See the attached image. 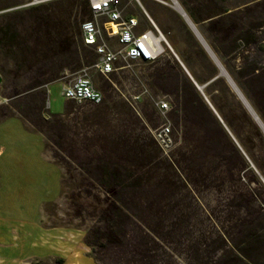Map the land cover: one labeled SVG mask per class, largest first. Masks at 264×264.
<instances>
[{"label":"rangeland","instance_id":"rangeland-1","mask_svg":"<svg viewBox=\"0 0 264 264\" xmlns=\"http://www.w3.org/2000/svg\"><path fill=\"white\" fill-rule=\"evenodd\" d=\"M58 1L0 0V123L11 118L25 121L30 130L44 136L46 154L63 170L62 187L59 179L49 177L41 188L45 195L60 197L46 206L48 226L83 233L85 256L95 264H237L230 248L238 250L243 244L254 264H264V177L260 167L264 147L245 105L241 103L246 116L224 100L225 113L234 118L233 130L228 128L204 94V86L198 85L202 91L196 87L203 104L183 75L173 69L171 52L166 53L170 50L156 29L148 31L160 39L157 61L121 60L113 74L103 76L93 66L97 60L94 49L82 43L79 22L97 20L102 41L117 49L118 39L107 32L108 19L64 13L63 7H69L66 3L49 7L47 19L42 21L36 7ZM119 1L122 18L133 13L139 22L150 23L144 4L165 30H183L171 0ZM186 2L199 10L206 23L212 18L210 13L225 9L232 13L231 18L200 26L213 31L212 38L219 44H224L228 28L231 43L243 27L260 32L258 42L264 45V0ZM143 28L141 24L136 33ZM179 39L187 40L184 33ZM238 44L240 48L225 61L235 76L241 77L249 103L264 117V71L261 78L250 69L238 74L246 58L264 65V50L246 41ZM193 66L207 75L197 58H193ZM84 70L103 95L99 106L67 101L62 94L63 83H70ZM162 99L170 106L165 117L157 106ZM209 109L235 142L244 166ZM164 124H169L174 140L167 153L154 137ZM14 131L11 126L6 133L12 136ZM236 133L245 143L250 141L249 152L242 149ZM98 165L120 171L126 188L119 199L131 212L125 232L119 233L122 243L92 251L86 241L95 225L89 216L93 210L88 208L78 217L69 197L78 193L79 187L98 194ZM0 198L4 200L1 205L13 207L11 199ZM88 203L94 204L93 197ZM218 256L225 259L216 263ZM59 260L40 259L32 264H65Z\"/></svg>","mask_w":264,"mask_h":264},{"label":"crops","instance_id":"crops-1","mask_svg":"<svg viewBox=\"0 0 264 264\" xmlns=\"http://www.w3.org/2000/svg\"><path fill=\"white\" fill-rule=\"evenodd\" d=\"M143 9L152 28L163 35V41L170 50L166 53L171 52L170 60L174 65L178 64L197 87L181 56L186 50V40L179 39L180 33H184L188 39V32L197 38L195 33L180 13L176 21L180 22L183 30L164 32L160 29L163 22L159 18L154 20L146 8ZM252 108L261 119L260 114ZM11 126L15 128L12 136L6 133ZM49 177L55 181L59 179L62 187L63 170L46 154L44 136L30 130L20 118L0 123V197L6 196L13 202L12 207L10 204L1 205L4 200H0V264H32L35 260L57 258L64 260L65 264H95L85 256L87 249L83 243V233L48 226L46 206L60 199L41 191L46 179L50 181ZM11 189L15 191L13 194L5 191Z\"/></svg>","mask_w":264,"mask_h":264},{"label":"trees","instance_id":"trees-1","mask_svg":"<svg viewBox=\"0 0 264 264\" xmlns=\"http://www.w3.org/2000/svg\"><path fill=\"white\" fill-rule=\"evenodd\" d=\"M181 6L184 8L188 16L191 18V20L196 24L198 27L200 33L212 49V51L215 53V55L218 57L224 68L227 70V72L230 74L232 79L235 81L239 89L244 93L243 91L244 83L241 81V77L235 76L233 71H231V67H229L228 61H225L226 57H229L230 54H233L236 52L237 48H240L241 45L238 44V41H241L242 43L250 42L251 44L254 45H259V49L264 50V45L259 44L258 39L260 32H255L251 31L250 29L245 30L243 27H241L239 32V36L237 38L235 37V41L230 43L229 37H231V31L229 28L224 32V44L221 43L219 44L215 39L212 38V33L209 28L208 29H201L207 25H213L215 22L220 20L221 18H231L233 15L232 13H229V10L223 9L224 11L220 12L219 14L216 13H210L209 16L212 18L208 19V22L206 23V18H203L202 15H200L199 10L191 7L186 0H178ZM212 0H210L211 2ZM66 3H69V7H63L64 8V13H70L72 15L73 13H76L75 15L78 16L81 14V16H85L86 14H92V8H91V3L90 0H60L56 3H50V4H42L38 7H36V10L40 11L41 20L46 21L47 17L46 14L48 12L49 7H52L54 5H64ZM143 3V2H142ZM144 5V4H143ZM150 16L154 20H158L152 13L151 9L147 6L144 5ZM76 10V11H75ZM213 15V16H212ZM135 15L129 14L127 17L124 18V20H127L128 18L134 17ZM221 16L218 19H215L214 17ZM214 18V19H213ZM86 22H79V27L81 26V35H82V43L85 47L89 49H94L90 48L85 45L84 43V37H83V31H82V24ZM81 24V25H80ZM142 26L144 28L142 29V32L138 33H144L148 30H152V26L148 21L145 23L139 22V26L136 29V31ZM78 25V21H77ZM160 29L162 31H166L163 26H160ZM189 36L188 39L185 41L184 44H186V50L184 53L181 54L182 59L184 60V63L186 64L188 70L194 77L196 83L198 85L204 86L203 92L212 104L213 108L216 110L218 113L219 117L221 118L220 120L223 121L228 128L232 129L234 128V118L232 119L229 115L225 113V105L224 100H229L231 101L232 104H235L239 109L243 111V114L246 116V112L244 110V107L242 106V102L239 99L238 101V96L235 94L233 91L232 87L229 85L227 79L225 77H218L220 74V69L217 67L215 62L212 60L204 46L200 43V41L191 33L188 32ZM245 35V36H244ZM226 42V43H225ZM95 51V49H94ZM96 62L93 63V66H95L98 61H99V56L96 54ZM193 58H197L201 62V69L203 67V70H208V73L206 75L205 72L199 71V69H196L193 66ZM245 59V58H244ZM78 60V59H77ZM80 61V60H79ZM157 61V60H156ZM147 63H154V62H149L146 61ZM200 67V66H199ZM175 70L179 71L181 75L185 78L187 84L193 90L195 91V94L197 97L202 102V97L199 94L198 89L196 86L190 81L189 78L186 77L184 72L182 71V68L176 64L174 66ZM245 69H250L254 73L255 77L261 78V74L264 71V65H259L257 61H251L249 62V59H245L242 66L238 69V74L243 73ZM218 77V78H217ZM204 104V102H202ZM209 112L211 115L215 118V121L217 125H219V130L221 129V134L222 136L227 139V144L233 149L234 153L237 154V157L241 160V164L244 166V159H242V155L238 151L235 142L233 140L230 141L228 134L225 132L224 128L222 127V124L219 119L212 113V111ZM218 117V118H219ZM262 121L264 122V117L261 116ZM254 120V118H253ZM255 121V120H254ZM256 122V121H255ZM218 127V126H217ZM256 131L258 132L259 140L263 144L264 147V133L259 127V125L256 123ZM237 136V141L240 143V146L244 151L249 152V148L247 144H250V141H247L246 143L244 142L243 138L241 139L240 135L236 133ZM208 142V141H207ZM237 143V142H236ZM237 143V144H238ZM207 144V143H206ZM208 147L210 146L207 144ZM254 146V145H253ZM252 146V147H253ZM262 160H261V169L263 170L262 175L264 177V150H263V155H262ZM59 165L58 163H56ZM246 164V163H245ZM60 166V165H59ZM97 171V176L98 179H96V185L99 190H97L98 194L94 195L90 189L84 188V187H79V192L78 193H72L71 197H69V200H71V204L77 209L76 210V215L78 217H83L84 213L87 212L88 208H92L93 214L91 218L95 219V225L90 229L89 235L87 237V245L94 251L97 247H107L109 244H121L122 239L120 238L119 233L125 232L124 227H125V222L127 219H129V213L131 212L129 209L130 207L128 205H125L121 203L120 201V196L124 191V188L126 186L124 185L125 180L122 177V174L120 171L116 168H109L106 165H98L96 167ZM90 175L94 176V173H90ZM96 176V175H95ZM94 180V179H93ZM94 188V187H93ZM103 197V199L101 197ZM90 197H93L94 199V204L93 203H88V200ZM99 223V225H98ZM101 223L104 224V227H101ZM245 231H241L240 233H244ZM146 235V233H145ZM144 238V236L142 237ZM143 242L139 243L142 244ZM247 245H242L240 249H236L235 247L231 246V251H233V258L237 264H254L253 261H251L249 255H247L246 252V247ZM225 258H221V256H218L216 258V263L219 261H223ZM59 263H63L62 260L58 261Z\"/></svg>","mask_w":264,"mask_h":264},{"label":"built area","instance_id":"built-area-1","mask_svg":"<svg viewBox=\"0 0 264 264\" xmlns=\"http://www.w3.org/2000/svg\"><path fill=\"white\" fill-rule=\"evenodd\" d=\"M90 3L96 18L106 17L108 19L107 32L110 37H116L119 44L117 49H113L102 41V28L97 20H88L82 24L84 43L95 49L99 56L95 68L103 76L113 74L116 71V63L121 60L154 62L159 58L160 49L158 45L156 46V37L152 31L136 33L139 26L138 19L131 17L124 20L119 10V0H90ZM62 94L67 101L80 104L88 103L99 106L103 103V95L95 89L86 70L76 75L70 83H63ZM157 106L164 117L170 112L169 103L165 99L159 100ZM154 137L165 153L171 151L174 140L169 124L159 127L155 131Z\"/></svg>","mask_w":264,"mask_h":264},{"label":"water","instance_id":"water-1","mask_svg":"<svg viewBox=\"0 0 264 264\" xmlns=\"http://www.w3.org/2000/svg\"><path fill=\"white\" fill-rule=\"evenodd\" d=\"M171 1L173 3V8L178 13H180L182 15V17L186 20V22L188 23V25L190 26V28L192 29V31L195 33V35L197 36V38L199 39V41L202 43V45L204 46V48L206 49V51L208 52V54L210 55V57L212 58V60L215 62V64L217 65V67L220 69V74H219L218 77H225L227 79L229 85L232 87V89L234 90V92L238 95L239 99L245 105V107L247 108V110L249 111V113L252 115V117L254 118V120L257 122V124L259 125V127L261 128V130L264 133V123L261 121V119L259 118V116L257 115V113L254 111V109L252 108V106L250 105V103L248 102V100L246 99V97L244 96V94L242 93V91L239 89V87L237 86V84L235 83V81L232 79V77L229 75V73L227 72V70L224 68V66L222 65V63L218 59V57L212 51V49L210 48V46L208 45V43L206 42V40L203 38V36L199 32V30L197 29L196 25L192 22V20L190 19V17L188 16V14L185 12V10L183 9V7L181 6V4L179 3L178 0H171ZM160 39L164 40V37H163L162 34H160ZM0 83H1V79H0ZM197 88L200 91H202V88L199 87L198 85H197ZM207 102L209 103L208 100H207ZM209 105H210V103H209Z\"/></svg>","mask_w":264,"mask_h":264},{"label":"bare ground","instance_id":"bare-ground-1","mask_svg":"<svg viewBox=\"0 0 264 264\" xmlns=\"http://www.w3.org/2000/svg\"><path fill=\"white\" fill-rule=\"evenodd\" d=\"M114 28H115V30H117L116 27H114ZM159 43H160V39H156V46L158 45V47H159Z\"/></svg>","mask_w":264,"mask_h":264}]
</instances>
